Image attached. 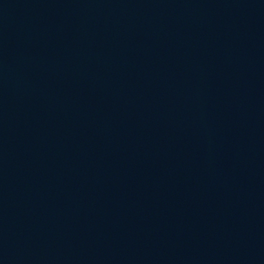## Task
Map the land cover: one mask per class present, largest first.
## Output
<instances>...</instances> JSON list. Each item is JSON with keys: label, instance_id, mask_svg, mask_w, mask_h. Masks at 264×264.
<instances>
[{"label": "water", "instance_id": "water-1", "mask_svg": "<svg viewBox=\"0 0 264 264\" xmlns=\"http://www.w3.org/2000/svg\"><path fill=\"white\" fill-rule=\"evenodd\" d=\"M0 264H264V0H0Z\"/></svg>", "mask_w": 264, "mask_h": 264}]
</instances>
